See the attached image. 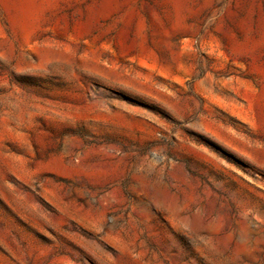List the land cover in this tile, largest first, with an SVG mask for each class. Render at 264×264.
Masks as SVG:
<instances>
[{
	"label": "rangeland",
	"instance_id": "rangeland-1",
	"mask_svg": "<svg viewBox=\"0 0 264 264\" xmlns=\"http://www.w3.org/2000/svg\"><path fill=\"white\" fill-rule=\"evenodd\" d=\"M0 264H264V0H0Z\"/></svg>",
	"mask_w": 264,
	"mask_h": 264
}]
</instances>
